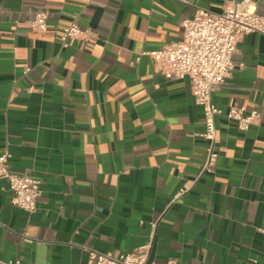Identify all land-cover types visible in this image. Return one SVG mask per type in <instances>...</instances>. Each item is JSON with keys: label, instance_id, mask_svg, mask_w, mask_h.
<instances>
[{"label": "crops", "instance_id": "0c3cea01", "mask_svg": "<svg viewBox=\"0 0 264 264\" xmlns=\"http://www.w3.org/2000/svg\"><path fill=\"white\" fill-rule=\"evenodd\" d=\"M232 1L242 0H0V156L42 181L29 215L0 179V263L119 257L157 222L149 264H264V35L240 39L212 95L219 157L203 174L191 81L147 54L182 40L196 9L219 14ZM38 12L45 32L31 27ZM74 19L95 34L64 48ZM232 108L262 119L242 132Z\"/></svg>", "mask_w": 264, "mask_h": 264}, {"label": "built area", "instance_id": "2783aa9c", "mask_svg": "<svg viewBox=\"0 0 264 264\" xmlns=\"http://www.w3.org/2000/svg\"><path fill=\"white\" fill-rule=\"evenodd\" d=\"M48 14L38 12L31 22L36 31L45 32ZM184 36L161 49L147 53L159 71L172 74L176 79H190L192 95L197 105L204 110L205 132L202 137L208 142L207 158L201 174L210 172L219 157L220 139L217 134L216 117L222 111L214 104L213 93L225 82L235 68L233 57L240 39L251 33L264 35V13H258L253 0L232 1L222 13H213L201 8L183 22ZM91 28L82 29L74 21L63 29L61 42L68 48L70 41H81L94 35ZM29 71V69L27 70ZM227 117L236 121L237 128L246 132L253 124L260 123L262 116L257 111L249 114L243 108H232ZM9 154L0 156V179L5 180L13 194L12 204L32 215L41 196L42 181L32 176H18L9 171ZM184 191L181 192L183 194ZM180 194V195H181ZM149 241L132 252L114 257L110 253L90 251L91 264H149L157 222L152 225ZM264 233V229H262ZM0 264H21L0 263ZM167 264H177L170 260Z\"/></svg>", "mask_w": 264, "mask_h": 264}]
</instances>
